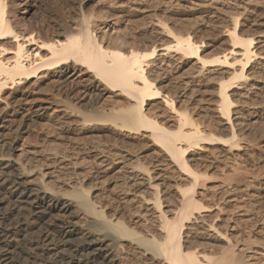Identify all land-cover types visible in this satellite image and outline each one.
I'll list each match as a JSON object with an SVG mask.
<instances>
[{"label": "bare ground", "instance_id": "1", "mask_svg": "<svg viewBox=\"0 0 264 264\" xmlns=\"http://www.w3.org/2000/svg\"><path fill=\"white\" fill-rule=\"evenodd\" d=\"M38 2L0 0V264H264V237L240 229L263 216L240 204L252 189L264 203V173L253 170L250 151L262 140L264 155V132L258 135L264 128V34L241 30L236 12L227 17L225 46L205 54L194 27L172 29L162 18L154 22L159 42L147 38L142 48L109 25L107 39L100 36V21L84 12V2L74 18ZM128 2L101 16L116 26L125 15H152L147 6ZM231 3L214 0L209 11L208 2L203 13L217 21ZM208 86L211 92L202 90ZM201 93L216 100L207 102ZM110 95L123 104L115 107L114 97L108 113L89 118L86 113L99 112ZM207 108L211 115L202 116ZM70 116L82 127L96 123L120 142L142 132L140 138L158 150L152 167L126 153L113 160L97 154L105 171L118 162L131 171L117 196L123 209L133 202L143 209L130 214L132 224L106 215L79 184L53 187L55 171H28L16 156L21 150L8 146L12 135L62 127ZM214 145L222 156L205 154ZM155 164L180 177L171 211L162 208L163 180L151 175ZM224 197L232 211L240 209L239 218L222 215Z\"/></svg>", "mask_w": 264, "mask_h": 264}, {"label": "rangeland", "instance_id": "2", "mask_svg": "<svg viewBox=\"0 0 264 264\" xmlns=\"http://www.w3.org/2000/svg\"><path fill=\"white\" fill-rule=\"evenodd\" d=\"M124 1L126 0H89L87 2H85V0H39L38 4L39 6L41 4L44 6H50L54 9H58V11L60 10L61 13L63 12V14L67 17L74 18L77 14L76 12L78 11L79 5L81 4L80 2H84V12L92 14V16L94 15V18L100 21V26L98 27L97 31V33L100 31V36L104 37L106 35L105 39H107V34L103 32L108 31L107 29L109 28L107 27V25H109L115 29V32L118 31L117 29H120L121 32L118 31L119 33H117V35L121 34L132 44L138 45L140 47H147L148 45L146 46V44H148L147 42L149 41V39L159 42V39L155 32L156 30L154 28V22L157 19L162 18V20L166 21L165 23L167 24V26L172 29L191 26L194 27L198 33L197 38H199V40L203 43L202 50L205 54H212L216 50L221 49L225 46V42H227V39L223 37L225 31L224 28L227 27V25H231L228 18L236 12H241L242 15L239 18V27L241 28V30H243L247 34H253L256 37L262 36L264 34V0H251L250 3L247 4H243V0H231V4L233 6L231 7L232 9H227L225 12V16L222 14L224 18L223 16H221L222 18L219 16V19H217V21L213 19L211 20V18H209L210 16H208L207 14L208 11L205 14L203 13L204 10L202 9L203 6H208V2H210V6H208L207 8L209 9V11H211L214 0H127L129 1L128 3H126L128 7H135V5L137 6L139 4H142L143 6H147V9H150L148 13H151L153 16L150 14L149 16L145 14H132L127 16L125 15V19H121L118 25L115 26L113 25L114 23H110L109 20L105 18L107 14L109 15V12L106 10H108V7L110 6H116V3ZM152 12H154L158 16V18ZM101 15H105V17ZM112 19L114 18H111L110 21ZM144 30L146 31L145 35H147L145 37H143L144 35L141 36V34L144 33ZM261 40L264 41V37H262ZM259 46H262L261 48L264 50V43H261V45ZM185 68L187 69L188 66H186ZM176 72L177 70H175L173 73ZM203 89H207V92H211L212 87H203L202 90ZM200 96L202 97L203 93H201ZM114 97V95H110L108 98L110 100L109 102L107 101V99L106 101H101L99 103V110L101 112L96 111L90 114H86L89 115V118L100 119L99 115H103L104 113L102 112L106 111L108 113V111L111 110L109 108H111L112 105L117 104V102L118 104L115 105V107L121 106V104H123L122 100V103H120L121 101H118V98L115 97V99ZM114 99L115 101H117L116 103H113ZM202 99L209 100L207 102H213V100H216L212 93H204ZM110 102L111 104H109ZM104 108H106V110ZM91 110V108H88V111ZM207 110L208 108L201 112L202 116L203 114L204 116L211 115ZM262 112L264 113V110ZM68 118L69 119L62 127H53L48 129L45 128L39 130L32 129L27 134L21 135L17 138H14V135H12L9 138L12 141H9L10 145L8 146H16L19 150H21L20 152L16 153V156H19L18 158L24 163V166L28 171H40V167L42 168L41 170L45 172L55 171V175L58 174L56 176L59 177L57 179L58 181L51 184L53 187L57 189H60V187L61 189H65L68 185H71L73 183L77 185L79 184L78 186L83 187L89 192V195L93 199V202L99 209L104 211L106 215L112 217L114 213H116L118 214V217L128 225L132 224V222L130 221V214L142 213L144 212L143 209L138 206L137 203L133 202L125 210L122 208V205L119 202V197L127 188L128 183H130V180L127 179V177L129 176L131 171L129 169L127 170V168H122V165L119 164V162L115 165L116 167H113L111 169L112 171H105L104 169H102L103 165H99L100 156L108 157L109 159L113 160L117 159L121 153H123V155H125L126 153L133 157V161L136 162V164L152 167L154 165L152 155H154L155 152L157 153L158 150L149 141L147 142V140L141 139L142 132L136 133V138H128L125 135L121 134L120 138L123 139L124 137H126V139L124 138L120 142L118 137H108V134L104 132V130H99L100 128L97 127L96 123L88 124V126L82 127L74 122L76 121L75 116H70ZM52 120L55 121L57 119ZM263 127L264 125L260 126L259 129H262ZM254 130L258 131V128H254ZM254 130L252 129V132H254V134L251 133L253 134V136L251 135L252 137H255L258 132L259 136L264 132V128L262 129V132H260V130L258 132ZM122 141H124V144L122 143ZM261 142L262 140H258L257 144L254 145L255 149L252 148L253 150L251 149L250 151H252L251 153L254 154L259 160L262 157V160L260 161L257 160L256 157L254 158L255 162L257 163H252L253 170L262 168V171L264 173V163L262 162L264 159V155H261V148L258 147L262 145ZM208 147V151H206L205 153L206 155L209 156L211 154L210 156H212L214 154L213 156L215 157V154L217 155L219 153L220 147L218 145ZM217 148L219 149L216 150ZM211 149L216 150L214 151L215 153H212ZM3 152L7 153V149H4ZM97 154L101 155L99 156ZM219 155L222 156V154L220 153L217 156ZM259 156L261 157L259 158ZM62 163L67 165V167L63 168L62 166H59V164ZM36 167L37 169H35ZM156 174H159V178H161L160 180H163V184L161 186L163 192L160 195L163 201L162 208L164 209V211H171L177 199L176 189L179 185H182L179 179L180 177L178 178V174L174 173L173 169L166 167L164 164H155V168L152 171L151 175L155 176ZM213 174V183H215L219 179L218 177H216L217 179L215 178L216 173ZM156 182L158 183V181ZM211 190L212 189H210L209 191ZM143 192L145 193V195L147 194V196H150L151 194L150 190L147 189H143ZM215 194L217 197H221L220 195H222L223 193L220 194V191H217V193L215 192ZM117 195L120 196L118 197ZM247 198H249L252 202ZM247 198L240 204V206H246L248 204L250 205V207L248 208H254L255 213H257V210L261 209L260 211H262L263 216L261 220L255 219L254 221L252 220V222H247V224H244L245 226H241L240 229L244 230L247 234L253 235L254 237H258V239H260L261 237H264V203L261 201V197L259 196L257 190L254 189L251 190V192L249 193V197ZM224 200L226 201L224 202ZM224 200L220 202L222 213H224L222 215L228 216L230 218L232 217L233 220L235 217V219L239 218L238 214H240V209L237 211H232V208L234 206L233 203L230 204L231 202H227L228 198ZM257 201L261 203L259 204V202ZM257 221L258 223H254ZM131 228H134V226H131ZM140 260L142 262L146 261L144 257H140Z\"/></svg>", "mask_w": 264, "mask_h": 264}]
</instances>
